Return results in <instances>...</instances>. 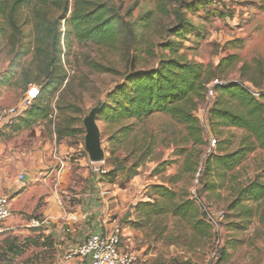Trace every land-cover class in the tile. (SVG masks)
<instances>
[{
    "label": "rangeland",
    "instance_id": "obj_1",
    "mask_svg": "<svg viewBox=\"0 0 264 264\" xmlns=\"http://www.w3.org/2000/svg\"><path fill=\"white\" fill-rule=\"evenodd\" d=\"M112 2L134 28L114 45L79 42L63 26L59 43L51 35L39 44L31 7L18 9L14 25L0 13V154L29 156L30 162L21 172H9L16 187L5 191L11 212L0 231V264H71L66 252L94 229L117 231L136 264H264V198L238 199L248 183H264V151L254 147L223 175L205 169L212 154L231 153L253 140L242 128L212 123L213 80L194 99L199 141L165 112L115 122L100 115L108 94L127 76L155 69L166 57L214 69L235 55L214 77L242 82L257 96L264 80L253 87L242 72L245 64L253 68L257 59L264 60V0ZM176 10L186 21L179 34ZM44 14L48 27L60 9ZM135 33L137 41L128 38ZM55 73L65 75L59 89L45 101L29 103L28 86L40 87ZM33 104L47 106V116L28 123ZM93 109L104 152L99 161H91L85 150L84 120ZM157 185L173 199L156 194ZM186 201L197 209L191 222L174 215L175 205ZM235 201L240 205L233 206ZM199 219L209 220L210 236L192 227Z\"/></svg>",
    "mask_w": 264,
    "mask_h": 264
},
{
    "label": "trees",
    "instance_id": "obj_2",
    "mask_svg": "<svg viewBox=\"0 0 264 264\" xmlns=\"http://www.w3.org/2000/svg\"><path fill=\"white\" fill-rule=\"evenodd\" d=\"M25 6L31 7L33 11V31L39 44L44 43L46 36L51 35L54 36L55 43H59L62 35L61 26L65 27V33H71L79 42L90 41L103 45L118 43L125 37L122 36L124 33L128 30L132 32L134 29L123 20L120 6L112 0H72L70 5L68 0H0V13L5 15L4 18L9 25H14L13 18L16 12ZM50 8L60 9V14L45 27L44 21L47 19L44 13ZM127 10L129 14L131 7ZM175 18L179 27L175 34H179L186 21L178 10L175 12ZM128 38L137 41L138 34L135 33ZM165 47L171 50L169 46ZM235 60V55L226 56L212 69L210 65L204 66L179 58H162L157 68L135 72L127 76L125 82L117 85L108 94V100L103 104L100 115L106 121L115 122L120 119L139 118L153 111L165 112L186 126L187 133L193 141H199L201 135L198 120L193 116L196 106L194 99L198 100L204 95L207 84L216 79L214 77L216 72L220 73ZM254 66L252 68L245 64L242 76L253 87L259 88L264 80V60L257 59ZM64 81L65 75L57 73L42 80L37 102L45 101L53 95ZM213 88L217 97L209 109L212 123L217 127L242 128L253 139L236 151L212 154L210 156L212 158H208L205 169L209 170L212 167L217 175H223L238 166L254 147L264 151V91L259 90L256 96L242 82H223L213 85ZM46 108L47 106L33 104L28 110V123L46 117ZM210 163L213 165L209 166ZM153 189L161 198L173 199V193L164 186H153ZM263 198L264 183L254 180L240 191L238 199L254 203ZM144 203L147 204L143 205H152L151 202ZM236 205H240V202L235 201L233 206ZM162 209L158 206L155 211L161 213ZM196 214V206L191 201L175 205L174 215L181 219L191 222ZM208 223L209 220L199 219L192 223V227L199 229L203 237H208L210 236Z\"/></svg>",
    "mask_w": 264,
    "mask_h": 264
},
{
    "label": "built area",
    "instance_id": "obj_3",
    "mask_svg": "<svg viewBox=\"0 0 264 264\" xmlns=\"http://www.w3.org/2000/svg\"><path fill=\"white\" fill-rule=\"evenodd\" d=\"M218 79L211 82V86L222 84ZM39 86L30 84L27 88L25 97L30 103L39 95ZM11 112L15 108L10 109ZM210 147L215 146V139L211 138ZM21 176V175H20ZM22 177V176H21ZM22 179V178H20ZM11 212L10 198L7 194L0 195V231L4 221L9 217ZM223 217V214H220ZM211 219V218H210ZM37 223V224H36ZM44 223V221H41ZM32 225H38V222L32 220ZM65 258L71 264H136L137 257L129 251L122 249L120 234L115 232H107L101 229H94L91 231L82 243L69 249Z\"/></svg>",
    "mask_w": 264,
    "mask_h": 264
},
{
    "label": "crops",
    "instance_id": "obj_4",
    "mask_svg": "<svg viewBox=\"0 0 264 264\" xmlns=\"http://www.w3.org/2000/svg\"><path fill=\"white\" fill-rule=\"evenodd\" d=\"M29 167V156L23 155L21 157L17 154L15 156L0 154V195L5 194V191L8 189L13 191L16 187L14 183L15 179L9 176L10 170L17 168L21 172Z\"/></svg>",
    "mask_w": 264,
    "mask_h": 264
},
{
    "label": "water",
    "instance_id": "obj_5",
    "mask_svg": "<svg viewBox=\"0 0 264 264\" xmlns=\"http://www.w3.org/2000/svg\"><path fill=\"white\" fill-rule=\"evenodd\" d=\"M96 110L93 109L84 120L85 127V150L91 161H99L104 157L101 148L100 131L95 122Z\"/></svg>",
    "mask_w": 264,
    "mask_h": 264
}]
</instances>
